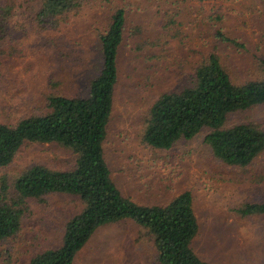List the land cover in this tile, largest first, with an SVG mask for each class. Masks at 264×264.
Returning <instances> with one entry per match:
<instances>
[{
	"label": "rangeland",
	"instance_id": "374dc122",
	"mask_svg": "<svg viewBox=\"0 0 264 264\" xmlns=\"http://www.w3.org/2000/svg\"><path fill=\"white\" fill-rule=\"evenodd\" d=\"M41 0H0V123L46 113L48 98L87 95L101 68L97 33L115 8L126 11V31L136 27L157 36L170 12L171 28L158 38L160 48L136 51L128 36L118 59L114 104L103 144L105 160L121 193L143 205H163L189 191L198 222L193 252L209 264H264V216H243L248 204L264 201V152L252 165L231 167L216 159L204 142L207 131L180 140L169 150L142 144L151 105L162 94L189 86L195 66L218 53L235 82L260 73L264 58V0H87L80 13L41 21ZM163 15V16H162ZM51 22V23H50ZM160 26V27H158ZM158 27V28H157ZM216 30L244 44L218 45ZM164 38V39H163ZM150 49V50H147ZM253 124L264 130V106L228 116L226 127ZM76 154L58 144L23 146L13 162L0 168V181L33 165L69 170ZM29 200L20 233L0 243V264H29L44 249L57 248L65 223L82 209L69 196L52 194ZM72 264H158L152 241L134 222L98 228Z\"/></svg>",
	"mask_w": 264,
	"mask_h": 264
},
{
	"label": "trees",
	"instance_id": "16d2710c",
	"mask_svg": "<svg viewBox=\"0 0 264 264\" xmlns=\"http://www.w3.org/2000/svg\"><path fill=\"white\" fill-rule=\"evenodd\" d=\"M86 1L41 0L39 18L44 22L66 19L68 14L80 13ZM165 14L167 19L162 15L159 34L149 38L138 27L127 32L126 11L113 9L104 30L96 31L101 68L89 82L87 95L50 96L46 113L25 117L13 126L0 123V168L9 166L20 149L29 144H58L76 154L69 170L30 166L13 179L11 191L5 178L0 181V243L20 233L29 200L44 202L45 197L58 194L77 199L83 206L65 223L60 245L36 253L29 264H72L98 228L123 221L134 222L145 232L155 247L158 264H209L191 248L198 234L191 192L183 191L163 205L139 204L118 189L104 157L120 50L127 36L136 51L164 46L168 41L158 38L166 33L178 37L176 29H169L174 23L170 12ZM2 35L0 27V40ZM215 39L220 46L245 48L221 30H216ZM220 48H213L195 66L189 86L162 94L153 102L142 133L143 145L169 150L178 141L191 140L207 131L204 142L227 166L252 165L264 152L263 129L253 124L225 126L231 114L264 106V58L257 60V77L235 82L221 61ZM240 214L264 216V201L245 205Z\"/></svg>",
	"mask_w": 264,
	"mask_h": 264
}]
</instances>
